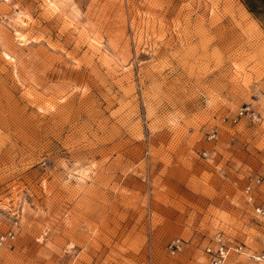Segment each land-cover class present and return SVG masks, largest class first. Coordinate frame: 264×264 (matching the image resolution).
Masks as SVG:
<instances>
[{"label":"rangeland","instance_id":"obj_1","mask_svg":"<svg viewBox=\"0 0 264 264\" xmlns=\"http://www.w3.org/2000/svg\"><path fill=\"white\" fill-rule=\"evenodd\" d=\"M255 27L238 0H0V264H210L218 231L262 264Z\"/></svg>","mask_w":264,"mask_h":264},{"label":"built area","instance_id":"obj_2","mask_svg":"<svg viewBox=\"0 0 264 264\" xmlns=\"http://www.w3.org/2000/svg\"><path fill=\"white\" fill-rule=\"evenodd\" d=\"M242 113V111H241ZM262 180L258 175L248 177L242 192L243 196L248 202L254 212V217L258 220L264 219V189L261 188ZM15 231L6 229L0 231V248L4 245L10 244L15 239ZM168 247L177 250L181 247L179 239L170 241ZM242 246L236 245V250H241ZM206 253L209 255L210 264H224L228 255L227 240L221 231L213 235L212 241L205 248ZM255 261L264 264V252L253 255Z\"/></svg>","mask_w":264,"mask_h":264},{"label":"crops","instance_id":"obj_3","mask_svg":"<svg viewBox=\"0 0 264 264\" xmlns=\"http://www.w3.org/2000/svg\"><path fill=\"white\" fill-rule=\"evenodd\" d=\"M238 1L245 8L249 23L256 26L257 29L264 31V0H246L247 7L244 5L243 0ZM262 187L261 185V188Z\"/></svg>","mask_w":264,"mask_h":264},{"label":"trees","instance_id":"obj_4","mask_svg":"<svg viewBox=\"0 0 264 264\" xmlns=\"http://www.w3.org/2000/svg\"><path fill=\"white\" fill-rule=\"evenodd\" d=\"M244 5L247 7V1L243 0Z\"/></svg>","mask_w":264,"mask_h":264}]
</instances>
